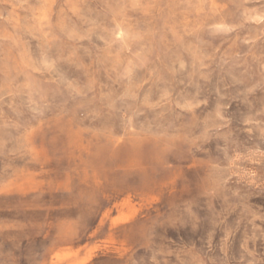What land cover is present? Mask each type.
Returning <instances> with one entry per match:
<instances>
[{
  "label": "rangeland",
  "instance_id": "obj_1",
  "mask_svg": "<svg viewBox=\"0 0 264 264\" xmlns=\"http://www.w3.org/2000/svg\"><path fill=\"white\" fill-rule=\"evenodd\" d=\"M261 65L264 0H0V264H124L130 226L172 200L195 201V218L157 228V245L195 242L191 264H264V140L244 123L264 119V91L231 101L227 140L160 173L140 127L180 112L155 107L165 93L190 98L250 69L225 90L236 96ZM222 181L221 197L200 195Z\"/></svg>",
  "mask_w": 264,
  "mask_h": 264
},
{
  "label": "clouds",
  "instance_id": "obj_2",
  "mask_svg": "<svg viewBox=\"0 0 264 264\" xmlns=\"http://www.w3.org/2000/svg\"><path fill=\"white\" fill-rule=\"evenodd\" d=\"M183 68V65H181ZM245 73L247 75H245ZM245 73L241 74V78L233 77L230 84H224L223 88L217 87L215 90H209L207 87H199L194 96L190 98L182 95L178 101H171L168 93L161 98L162 103H158L155 107L162 106L163 104L175 103V108L180 109L176 113L174 109H168L173 113L171 118L167 121L161 122L160 119H153L145 121V125H140L141 131L153 140L155 144V151L151 158V167L154 172L160 173L165 169H171L174 164L186 163L189 159L194 157L196 152L206 151L203 145L210 140L225 139L227 140L229 134H223L221 129L227 128L230 119L226 116V111L230 107L233 99H238L240 95L251 94L258 88L264 91V65L260 68V81L253 84L246 89V93L237 91V95L233 96L225 90L234 85H244L246 81H250L254 73L250 69H245ZM207 83L210 79V74L202 77ZM212 102V107L209 108V103ZM203 106V107H202ZM196 109H200L198 113ZM135 116L141 115L140 112L134 113ZM163 117L164 113H160ZM256 116L264 118V105L260 108ZM131 122V118L130 121ZM244 123L259 126L261 139L264 140V119L257 120L254 116L247 118ZM252 128L247 131L252 132ZM217 151L226 155L227 146L221 148L217 145ZM264 156V153H261ZM236 159H240L239 156ZM231 167V165H230ZM213 168L219 171V165H213ZM231 177H229L230 179ZM202 178L195 179L196 187H201ZM227 181L216 182L211 189H205L200 193L206 196L209 200L216 199L223 195V185ZM238 195V193H233ZM198 199V198H197ZM227 197L223 196L224 204L227 203ZM195 201L178 202L176 200L169 201L167 204L162 205L164 211L159 212L156 220H139L134 225L130 226L129 230L125 233V239L128 241V255L124 264H191L189 256L195 247L193 242L192 247L183 246L172 250H165L155 243V237L159 236L156 231L157 228L165 229L168 227H183L187 222L195 218L193 207ZM171 208L182 207V215H175L170 212ZM223 211L219 214L213 213L214 217L224 215L228 212V208L222 205ZM223 224V220H219ZM227 227V226H226ZM196 230V225L193 224V231ZM228 234L231 235L233 229L228 228ZM164 240V236H159ZM202 247H206L209 252L212 251L210 240L202 242ZM157 248H160L158 251ZM141 249L143 252L141 253ZM164 255L167 257L164 260H158L157 256ZM174 257V258H173ZM199 264H205V260L201 259Z\"/></svg>",
  "mask_w": 264,
  "mask_h": 264
}]
</instances>
